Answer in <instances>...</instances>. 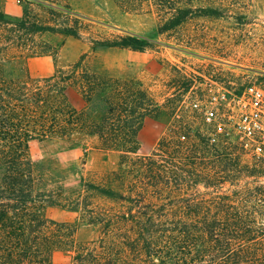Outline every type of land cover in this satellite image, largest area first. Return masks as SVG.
<instances>
[{
  "label": "trees",
  "instance_id": "trees-1",
  "mask_svg": "<svg viewBox=\"0 0 264 264\" xmlns=\"http://www.w3.org/2000/svg\"><path fill=\"white\" fill-rule=\"evenodd\" d=\"M54 1L59 0H20L18 21L0 12V264H54V251L75 247V228L46 219L51 206L69 208L101 227V239L80 245L73 264H264V230L241 202L218 195L241 171L238 161L227 165L238 157L218 151L208 135L195 141L177 131L151 155H139L140 131L165 112L150 85L93 70L82 60L36 84L14 75V61L47 52L40 35L80 36V21L70 12L50 8L47 21L32 13L34 2ZM115 1L130 13L155 10L159 34L196 18H248L240 11L245 0ZM93 42L94 49L152 46L132 35ZM69 87L79 92L80 109L70 103ZM35 138L96 139L101 149L121 154V166L82 178L79 190L64 198L62 191L44 188L28 153ZM215 156L223 167L212 165ZM203 185L208 192L200 190Z\"/></svg>",
  "mask_w": 264,
  "mask_h": 264
},
{
  "label": "rangeland",
  "instance_id": "rangeland-1",
  "mask_svg": "<svg viewBox=\"0 0 264 264\" xmlns=\"http://www.w3.org/2000/svg\"><path fill=\"white\" fill-rule=\"evenodd\" d=\"M54 3L45 6L34 2L32 13L47 21L51 18L50 8L62 14L70 12L73 19L80 21V36L51 32L40 35L39 41L46 45L47 52L14 61L11 65L14 75L36 84L52 77L59 68L82 60L93 70L120 78L142 79L160 97L165 112L149 119L140 131L139 155H151L165 136L176 131L195 141L197 136L208 135L214 145H219L218 151L226 150L233 158H239L225 160L227 165L234 161L241 164V171L234 173L238 179L228 178L218 195L230 196L236 204L241 202L245 213L264 230V157L254 151L248 139L234 131L238 97L247 88H264V0H245V8L240 11L248 18L243 22L233 17L196 18L164 34L158 33L161 17L153 9L130 13L115 0ZM0 12L18 21L23 16V5L20 0H0ZM127 35L146 38L152 46L144 50L94 49L95 40H115ZM214 95L226 97L212 104ZM67 97L73 107L83 106L75 88H68ZM198 103L199 107L215 108L213 122H206L204 110L194 106ZM28 153L46 182L44 188L62 191L64 198L79 190L82 178H99L116 171L122 161L120 153L101 149L92 138L73 141L35 138L29 143ZM210 160L215 167H223L224 161L218 157ZM200 190L208 192L204 185ZM45 217L50 223L75 228V247L54 251V264H73L80 245L101 239L99 225L83 222L69 208L48 207Z\"/></svg>",
  "mask_w": 264,
  "mask_h": 264
},
{
  "label": "built area",
  "instance_id": "built-area-1",
  "mask_svg": "<svg viewBox=\"0 0 264 264\" xmlns=\"http://www.w3.org/2000/svg\"><path fill=\"white\" fill-rule=\"evenodd\" d=\"M225 97V95H214L211 103H218ZM238 100L239 113L234 122V131L248 139L251 142L249 145L254 147V151L264 157V88L258 86L247 88L242 96L238 97ZM194 106L204 110L206 122L211 123L215 120L214 107L210 108L208 105L205 108L199 107L201 106L199 103Z\"/></svg>",
  "mask_w": 264,
  "mask_h": 264
}]
</instances>
